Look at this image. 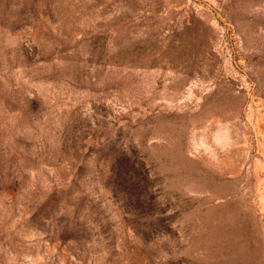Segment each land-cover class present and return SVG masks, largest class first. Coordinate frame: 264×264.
<instances>
[{
  "label": "rangeland",
  "instance_id": "rangeland-1",
  "mask_svg": "<svg viewBox=\"0 0 264 264\" xmlns=\"http://www.w3.org/2000/svg\"><path fill=\"white\" fill-rule=\"evenodd\" d=\"M0 264H264V0H0Z\"/></svg>",
  "mask_w": 264,
  "mask_h": 264
}]
</instances>
